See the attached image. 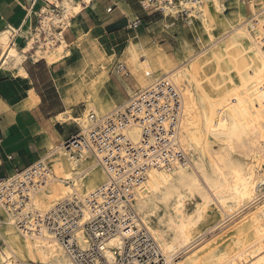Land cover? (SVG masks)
<instances>
[{"label": "bare ground", "instance_id": "obj_1", "mask_svg": "<svg viewBox=\"0 0 264 264\" xmlns=\"http://www.w3.org/2000/svg\"><path fill=\"white\" fill-rule=\"evenodd\" d=\"M52 1L60 7L69 23L70 13L77 15L83 9L82 4L74 0ZM177 8L166 7L165 16L173 14L174 17ZM224 9L222 0H203L191 13H197L196 10L201 12L196 17L213 37L231 24L224 17ZM263 10L259 11L251 25L243 23L236 28L231 24L225 52L214 48L186 67H172L163 73L159 69L164 65L163 56L158 57V64L154 66L152 60L142 61L141 58L148 54L142 44L135 42L136 39L129 47L134 64L137 67L144 64V75L138 78L140 88L149 86L152 78L167 76L182 93L178 138L186 153H191V158L189 154L188 162L179 164L172 171L151 169L141 186L132 190L137 213L133 223L138 228L145 226L148 229L167 257L168 264H264V192L260 193L264 186ZM59 17L54 16L56 21ZM10 38L9 29L0 31V68L18 67L22 75H27L24 61L29 57H34L35 61L44 59L48 65L58 67L70 61L66 74L74 86L69 93L75 102H85V106L80 116H74L72 108L68 107L65 116L60 113L57 118L64 122L72 120L84 134H87L91 111L109 114L126 102L114 85L111 90L105 87L103 79L107 77V70L102 64L105 49L88 35L78 36L74 54L69 49L72 44H68L64 37L57 46L43 43L35 46L30 39L22 48H18L17 42L11 43ZM231 46L239 50L234 56L229 50ZM227 56L230 59L226 60ZM223 63L228 68L231 63L229 70L233 69V72L223 70L219 77L212 72L214 77L210 78L206 70L212 65H215L216 71L221 70ZM30 92V96L37 101V93ZM135 92L132 91L131 95ZM69 101L72 102L70 98ZM124 132L133 141L140 136L137 125L128 126ZM53 151L47 155L53 173L40 191L31 192L32 203L38 209L49 211L58 202L77 197L85 204L86 219L90 215L87 199L107 179L106 173L88 150L81 157L73 156L62 145L54 147ZM196 196L201 201L189 213L187 200ZM241 209L246 211L244 217L241 214L240 230L252 231L254 238L245 240L237 237L230 250L215 247L228 235L229 227L238 222L239 217L235 216ZM159 210H163L164 214L159 217L157 225H150L149 218L156 216ZM214 211L224 212V219L208 227L205 232L211 237L197 244V238L206 234L207 223L217 217ZM0 215L3 222L0 238L5 244L0 246V264H78L44 226L39 233L19 230L2 201ZM228 220L231 221L227 223ZM169 231L171 234H168ZM123 237L122 230L109 236L106 240L109 255L112 254L110 248L122 246ZM78 239L82 248L90 245L88 237L81 231L78 232ZM181 253L183 256L178 258ZM207 254V258L202 260L200 256Z\"/></svg>", "mask_w": 264, "mask_h": 264}, {"label": "built area", "instance_id": "obj_2", "mask_svg": "<svg viewBox=\"0 0 264 264\" xmlns=\"http://www.w3.org/2000/svg\"><path fill=\"white\" fill-rule=\"evenodd\" d=\"M189 3L191 7H188ZM201 4L202 0L142 1L146 9L165 12L166 7H178V13L186 15ZM58 15L56 21L54 16ZM139 24L138 18L130 26L137 28ZM69 28L70 23L60 7L54 1L46 0L37 12L35 25L29 28L24 39L26 43L32 39L35 46L40 43L57 46ZM12 30L14 39L19 30ZM116 71L129 74L121 61L117 63ZM182 107L180 89L164 76L138 89L114 112L101 115L91 111L87 134L78 127L63 143L65 150L76 157L90 151L106 173L107 179L87 199L90 215L85 219V204L77 197L62 200L49 211L33 205V194L46 185L53 173L50 159L42 158L12 176L0 179V201L13 223L19 230L29 233H39L44 226L78 264H168L148 229L145 226L138 228L133 223L137 213L132 190L141 186L151 169L172 171L179 164L188 162V154L178 138ZM130 125H137L140 131L135 141L124 132ZM2 223L0 221V225ZM119 230L124 234L123 244L110 248L112 254L109 255L106 240ZM79 231L89 239L90 245L86 249L79 244Z\"/></svg>", "mask_w": 264, "mask_h": 264}, {"label": "rangeland", "instance_id": "obj_3", "mask_svg": "<svg viewBox=\"0 0 264 264\" xmlns=\"http://www.w3.org/2000/svg\"><path fill=\"white\" fill-rule=\"evenodd\" d=\"M223 1L224 4L226 5V12L224 13L231 19L229 20L230 21L229 23H231L233 27L236 28L243 23H247L249 25L254 23L256 17L259 14V11L261 12V10L264 9V0H254L255 3L251 4V12L248 9L250 0H223ZM188 7H191V4L188 5ZM178 9L179 8H177V10ZM237 10H239L240 15L235 18V16L237 15L236 12ZM124 12H123V19H125V24L120 25L116 29L115 28L109 29L106 30L105 32H101L99 31V29H95V30L80 29L79 31L80 34L85 36L93 35L96 38H94L93 36L90 37L98 41L100 46L103 45L105 46V48L107 47L104 51V58L102 62V64H104L103 66L104 69L107 70L106 71L107 77L103 79V83L105 87L108 90H111L110 88V86L112 85L111 79L113 81H116L114 72H116L117 75L123 78L126 83L134 86L133 89L132 87H128L129 94L124 95L126 102L128 101L132 91L135 92L138 89H140L138 78L140 75H144L145 72L144 64H141L140 67H137V65L134 64L131 55L129 54V49H130L129 47H131V44L133 43V39H136L135 42L138 45L142 44L147 51L148 56L142 57L141 58L142 61H146L145 59L152 60V64L156 66L159 61L158 57L163 56L164 65L162 68L164 69L162 68L159 69H161V71L164 73L165 70H168L172 67L173 68L175 67L179 68L184 66L186 67L190 62H192V60L201 59L205 57L206 56L205 53L211 51L214 48L215 49L219 48L223 52H225V46H227L228 44V38L226 37L228 36V33L232 31L230 24L227 25V27H225L224 30L220 32L219 35L213 33L214 36L210 37V35L203 29L201 22L197 21L196 19L197 18L196 15L199 14L189 12L191 14L186 15L177 12V14L174 17H172L173 14H170L168 17H166L164 11H155L154 9L151 8H147V9L144 8V6L142 5V0L137 1V6L134 7L133 12H129V9H126ZM242 13H244L243 14L244 17H242ZM70 14H72L71 16L74 15L73 13ZM138 18L140 19L139 27L138 28L131 27L130 26L131 21L136 20ZM72 21L73 19L71 20V25H73ZM251 30H253V27L251 28ZM120 31L121 33H123L124 36L120 40L115 41L111 39L110 40L105 39L107 38V35L113 32H120ZM71 35L69 34V32L67 36L65 35L67 41L69 43H71L72 41H77V36H73V35L71 36ZM223 37L225 39H223ZM221 39H223V41ZM104 41H106L107 43ZM77 44L78 43L71 46V48H73L72 52L74 53L77 51ZM231 47L232 48L229 50L232 52V54L234 53L233 54L234 56L238 53L239 50L236 46H231ZM203 50H207V51L203 52ZM124 52H126L125 55ZM225 59L226 60L230 59V56H227ZM238 59L241 60V55L238 56ZM35 60L36 59L34 57L31 59L27 58L25 63L28 67H31L33 70H35L34 75L38 80L40 91L43 93V95L47 96L50 99V106L52 107V109L55 111H66V109L70 107L72 108L74 116H80L82 110L84 109L85 102L79 101L80 104L79 102H75L72 94L69 93L71 92L74 83L72 82V80L69 79V76L64 72L63 66L58 67L57 65H54L53 67H51L50 65L47 64L46 60L44 59L40 61H35ZM119 61L125 63V65L127 66L129 70L128 75H125L123 73H118L116 71V66ZM67 62H65L64 64H66ZM231 65L232 64L230 63V67ZM209 68L210 69H208V71L206 70V72L209 74L210 78L214 77L211 76L212 72L217 73V74L215 73L216 74L215 77H219L223 72V70L224 72L225 70L231 73L233 72V69L229 70L227 64L225 63L222 64L221 70L218 71H216L217 68L215 67V65H212ZM152 76L153 75H150L149 77ZM153 81L154 78H152L151 84L153 83ZM69 98L72 100V102L69 101ZM126 102H124L123 104H125ZM123 104L121 106H123ZM67 123L70 124V126L72 127V131L75 132L77 130L78 125L75 122H73L72 120H68ZM61 145L63 146V144ZM53 149L49 153L51 154L54 153ZM189 154L191 158V153H188V156ZM92 159L95 161L94 158ZM99 168L103 170L101 166ZM263 169H264V165H263ZM261 192H264V186L261 187L260 193ZM199 201H201V199L198 196H196V198H191L187 200V208L189 213L194 211L196 204ZM260 201L261 200H259L258 202ZM214 209H216V207H214ZM245 211L246 210L241 209L239 213L237 212L238 214L236 213L237 216L235 217H239L238 220L239 224L237 222L234 223L231 228L229 227L228 235L224 238V240H222V242H217V244L214 245L215 247L218 246L220 249L222 248L224 250H230L232 246H234L237 237H240L241 239H245V240H247V238L248 240H250V237L251 239L254 238L252 231L248 229L240 230L241 228L240 223H242L240 221L242 220V216L244 217ZM163 214L164 211L159 210L156 216L149 218V224L157 225L159 221V217H161ZM214 214H217V217L215 218V220H211L209 223H207L204 232L207 231L208 227L213 226L214 223L215 224L217 222L219 223V221L224 219L225 217L224 212L222 211L220 213L214 211ZM230 221L231 220H228L227 223H229ZM163 227L165 228V230H167L166 225H163ZM168 234H171V232L169 231ZM210 237L211 234L209 233H206L203 236L198 237L197 244L205 240V238L208 239ZM201 238L202 240H200ZM212 240L215 241V239ZM0 246L1 247L5 246L1 238H0ZM208 255L209 254L201 255L200 257L202 258V260H205ZM182 256L183 254L181 253L179 254L178 258Z\"/></svg>", "mask_w": 264, "mask_h": 264}, {"label": "crops", "instance_id": "obj_4", "mask_svg": "<svg viewBox=\"0 0 264 264\" xmlns=\"http://www.w3.org/2000/svg\"><path fill=\"white\" fill-rule=\"evenodd\" d=\"M35 1L33 3V0H0V31L9 29L10 42H17L18 48L26 46L24 37L29 28L35 25L37 12L46 2V0ZM74 1L80 2L83 9L80 14L70 15V22L73 19V26L70 25L72 29L69 28L66 33L69 32L70 35L77 36L78 40V36L82 35L80 29H99V31L105 32L124 25L123 12L126 9L133 12L139 0ZM252 3H255L254 0L249 1L250 12ZM109 8H112L111 11L108 10ZM224 12H226V5ZM236 12L235 18L240 15L239 10ZM224 17L230 22L231 19L226 14ZM196 19L201 22L199 18ZM12 29L19 30L18 37L14 39L11 36ZM123 37V33L120 31L107 35L105 39L116 41ZM64 40L70 45L78 43V41L69 43L65 37ZM71 46L69 49L73 50ZM103 48L107 47L103 46ZM72 53L74 54V52ZM125 54L126 52H124ZM31 58L29 57V59ZM67 61L66 65H62L65 73L66 67L70 63L69 60ZM25 62L26 60L24 68L27 75H22L18 67V69L16 67L0 68V179L12 176L39 159L49 158L48 153L54 147L63 144L74 133L70 124L67 123L68 121L64 122L57 118L60 113L65 115L66 111L52 109L50 99L40 91L38 80L34 75L35 70L28 67ZM114 75L116 81L111 79L110 88L112 89L114 85L123 97L125 94H129L128 87L133 89L134 86L126 83L116 72ZM30 91L37 93V101L30 96Z\"/></svg>", "mask_w": 264, "mask_h": 264}, {"label": "snow or ice", "instance_id": "obj_5", "mask_svg": "<svg viewBox=\"0 0 264 264\" xmlns=\"http://www.w3.org/2000/svg\"><path fill=\"white\" fill-rule=\"evenodd\" d=\"M237 176H239V172H237Z\"/></svg>", "mask_w": 264, "mask_h": 264}]
</instances>
